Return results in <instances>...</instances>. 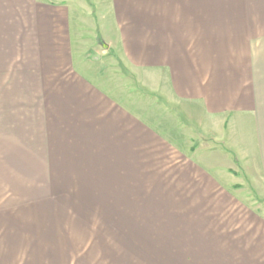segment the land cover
I'll return each mask as SVG.
<instances>
[{"label":"crops","instance_id":"0c3cea01","mask_svg":"<svg viewBox=\"0 0 264 264\" xmlns=\"http://www.w3.org/2000/svg\"><path fill=\"white\" fill-rule=\"evenodd\" d=\"M68 1L0 0V264H53L46 207L70 201L53 200L52 186L85 177L87 161V170L103 165L112 195L133 194L139 181L161 209L177 202L178 218L180 204H194L205 236H219L204 242V264L214 254L218 264L233 255L264 264V205L231 198V225V207L210 204L245 183L264 200V0H112L115 34L94 15L98 44L138 71L154 105L77 66ZM189 245H175V264Z\"/></svg>","mask_w":264,"mask_h":264},{"label":"rangeland","instance_id":"374dc122","mask_svg":"<svg viewBox=\"0 0 264 264\" xmlns=\"http://www.w3.org/2000/svg\"><path fill=\"white\" fill-rule=\"evenodd\" d=\"M186 1L189 0H159L158 3L165 6ZM67 4L70 8V20H74L72 44L74 56L77 57L74 60L78 61L77 66L83 65L86 73L100 78L103 86L110 92L114 91L119 94V90H123L126 95L131 94L133 102L146 99L153 105L156 104L157 100L151 98L153 95L145 92L142 82L139 81L138 71L123 64L117 56V50L114 49L116 52L112 49L107 50L104 48L106 45L103 47L98 44L100 35L97 25L93 24L94 15H97L99 29L102 27L106 33H116V27L111 24L114 18L112 0H69ZM162 102L160 100V103ZM164 109L166 112L175 114L169 105ZM199 140L206 141L201 134H199ZM91 163V161H87V164L83 163L86 166L82 170L85 177L81 179L78 177L75 180L68 176L67 180L61 182L62 186H54V184L52 186L53 200H58L63 195L64 199L70 201L62 204L53 201L49 208L46 207V223L51 231L53 264H175V245L179 242L191 244L189 245L190 250L184 248L183 253H180L182 257L177 259L179 264H204V250L202 249L204 242H207L208 246H215L214 239L219 236L212 234H210L212 238L205 236V221L202 218L204 215L201 212L193 213V210H190L193 209L191 207H194V204H180L176 212L184 214L178 218L177 215L175 216V211H172V207H178L177 202L169 203L168 210L166 205L161 209V205L155 202L158 197L151 192L148 194L145 189L142 190L139 187V181H135L139 186H135L133 182L131 188L133 194L112 195L110 187H107L110 179L105 177L106 172H103V165L101 164L98 170L95 164L97 171L93 166L87 170V166ZM135 166L133 165V168ZM142 172L139 169L132 170L131 183L132 180H137ZM120 173L122 178V169H119L115 173L116 180L112 182L117 184L121 182ZM79 174L80 171L78 176ZM97 183L103 185L97 186ZM225 191L228 193L222 196L225 200L219 196L216 202L213 200L210 204L215 203L218 206L228 204V207H231L230 212L226 209L224 212L231 216L228 224L235 225L237 208L242 206L253 209V207L258 208L264 205V200L248 183L227 187ZM231 198L237 208L231 204ZM114 199H122V202H114ZM108 200L113 202L111 208ZM139 200L145 201L140 202ZM119 209L120 211L117 212ZM170 216H175V218ZM219 220L215 216L212 221L213 223L217 221L219 224ZM190 228H195L198 234H182L184 229L189 230ZM177 233L181 234L179 238ZM182 238H185L186 242ZM220 243L222 244V242L218 244ZM186 251L194 256L190 261L183 257ZM216 259L219 261L221 257L217 258L214 254L209 262L218 264ZM222 259H224L223 264H235L236 262L234 255L232 259L229 257Z\"/></svg>","mask_w":264,"mask_h":264},{"label":"trees","instance_id":"16d2710c","mask_svg":"<svg viewBox=\"0 0 264 264\" xmlns=\"http://www.w3.org/2000/svg\"><path fill=\"white\" fill-rule=\"evenodd\" d=\"M98 41L102 44V45H105L104 41L102 40V37L101 36H98Z\"/></svg>","mask_w":264,"mask_h":264}]
</instances>
